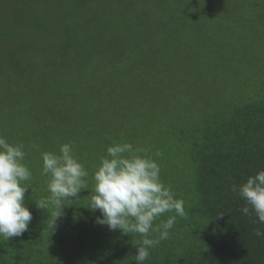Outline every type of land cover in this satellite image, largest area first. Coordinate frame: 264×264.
<instances>
[{"label":"trees","instance_id":"obj_1","mask_svg":"<svg viewBox=\"0 0 264 264\" xmlns=\"http://www.w3.org/2000/svg\"><path fill=\"white\" fill-rule=\"evenodd\" d=\"M39 1L43 3L0 0V9L7 8L10 13L0 15V59L5 61L11 51L15 54L16 59L9 68L18 78L35 74L39 62L48 66L68 62L67 71L55 78L58 83L56 93L63 101L59 105L62 109L79 108L90 100V94L77 90L76 86H81L77 84L81 77L91 74L92 63L113 56L109 50L143 52L142 56L146 57L145 45L153 43L157 32L167 27L155 17L151 6L154 1L161 0H65L57 5L49 0ZM33 9L38 13L39 22L30 26L22 20L29 18ZM57 40L60 44L55 45ZM260 49L236 42L230 54L244 63L252 59L253 51ZM261 56L264 58V51ZM83 60H90L85 62L86 73ZM234 74L239 77L234 76L237 79L228 82L231 94L215 99L224 106L185 112L174 101L173 117L178 119L193 113L186 132L189 146L185 138L167 137L160 143L151 144L146 136H126L127 142L147 149L149 154L162 153L157 158L161 177L174 190L175 196L183 199L187 212L185 218H177L169 237L151 249L150 258L144 264H264V237H257L254 232L256 227L264 229V225L258 223L254 213L246 216L240 211L244 201L230 190L232 184L239 185L249 175L264 169V80H253L251 74L249 78H243V72ZM65 80L67 82L61 83ZM258 81L263 85H257ZM115 83L116 94H120L125 88L121 87L124 80L116 77ZM138 85L128 102L123 101L124 106L119 112H116L118 105L111 110L120 116L117 129L127 126L128 120L135 124L143 115L167 112L170 107L171 95L161 89L163 84L150 78L143 81L142 86ZM246 86L250 91L244 97L240 91ZM7 103L11 107L10 115L18 118L24 100L11 94ZM239 103L250 110H240ZM195 112L199 113L196 115ZM6 113L0 106V117ZM38 125L42 129L47 127L45 122ZM117 129L111 128L112 132L106 137L87 145L92 157L85 156L82 149L76 151L89 171L86 178L89 189L81 190L79 196L83 193L90 196L94 181L89 163L101 159L109 136ZM53 132L40 135L44 151L59 152L60 146L69 142L75 148L83 145L75 139L72 142L64 138L53 141L48 138ZM18 133L15 129L9 135L15 138ZM179 160L193 163V168L188 167L190 172L182 180L178 176L181 174ZM48 179L42 174L33 178L41 186H36L33 196L25 197L32 220L21 236L9 240L0 237V264H136L135 244L141 239L139 234H124L97 223V217L101 215L99 210L89 209L84 218L65 201L62 208L50 203ZM172 180L176 181L175 186L171 184ZM191 183H196L193 191L183 195L184 188ZM37 202L45 208L39 207ZM173 214L167 213L160 219Z\"/></svg>","mask_w":264,"mask_h":264},{"label":"rangeland","instance_id":"obj_2","mask_svg":"<svg viewBox=\"0 0 264 264\" xmlns=\"http://www.w3.org/2000/svg\"><path fill=\"white\" fill-rule=\"evenodd\" d=\"M49 1L57 5L58 2L62 3L65 0ZM33 2L39 5L43 3L39 0ZM151 6L155 10V17L161 19L162 24L167 27L157 32L153 43L145 45L146 57L142 56L143 52L116 53L115 50H109L115 56H108V59L100 58L101 61L94 65L92 63L91 74L81 77L77 83L81 86H76L77 90L91 96L82 107L64 109L59 107L63 101L56 93L58 83L55 78L67 71L68 62L49 66L39 62L35 74L18 78L9 68L16 59L15 54L11 51V55L5 61L0 59V106L7 112L0 117V133L10 143L25 145V163L32 171L30 183L36 175L42 173L41 153L44 152V146L40 142L41 134L54 131L48 135L53 141L64 138L72 142L75 139L83 144L81 148H75V152L82 149L85 156L92 157L93 154L90 155L91 151L87 145L106 137L112 132L111 128L117 129L120 116H116L117 114H113L111 110L118 105L116 112H119L124 106L123 101L128 102L131 98L135 85L142 86L140 84L143 81L147 82L152 78L157 84H163L161 89L171 95L169 109L167 112L143 115L135 124L134 121L128 120L127 126L120 127L115 134L109 136L102 157L106 154L109 144L127 142L126 136L134 134L146 136L151 144L160 143V140L167 137L179 140L185 138L189 146L186 132L193 113L189 112L178 119L173 117L172 107L175 106V100L185 112L192 109L209 110L224 106V103L218 104L215 99L217 96L231 94L228 82L234 79V76L239 77L234 73L243 72V78H249L251 74L253 80H264V58L261 56L264 51V3L261 0H161L154 1ZM9 14L7 8L0 9V15ZM22 22L30 26L35 25L39 22L38 13L33 9L31 16ZM236 42L255 45L262 49L258 52L253 51L252 59L242 63L230 52ZM55 43L60 44L59 40ZM88 61L82 62L84 73L85 62ZM116 77L124 80L121 87L125 88L120 94H116ZM65 82L67 80L61 83ZM129 82L135 85H130ZM257 85L262 86V81H258ZM249 91L246 86L240 94L246 97ZM11 94L24 100L17 114L18 118L10 115L11 107L7 103V98ZM237 107L244 112L250 110L243 103H239ZM195 113L197 115L199 112ZM37 122H45L46 129L39 128ZM61 127L65 131H62ZM15 129L19 133L13 138L9 133H13ZM130 143L135 146L134 142ZM99 162L100 159H96L89 163L92 172ZM177 164L181 172L178 176L182 180L190 172L188 167L193 168V163L179 160ZM175 183V180L171 181L173 186ZM165 184L169 186L166 182ZM195 184L187 185L183 195L193 191ZM38 185L39 183L33 180L25 197L33 196L32 192ZM90 196L83 193L77 199L70 198L65 202L86 218L90 209ZM26 201L25 204H28Z\"/></svg>","mask_w":264,"mask_h":264},{"label":"clouds","instance_id":"obj_3","mask_svg":"<svg viewBox=\"0 0 264 264\" xmlns=\"http://www.w3.org/2000/svg\"><path fill=\"white\" fill-rule=\"evenodd\" d=\"M161 155L159 151L149 154L147 149L130 142H114L92 172L94 187L89 208L100 211L97 223L110 230L139 234L136 264H144L151 249L169 237L177 218L187 216L183 199L177 198L161 178L157 159ZM25 156V145L10 143L0 133V237L5 240L21 236L32 220V212L25 204L32 171ZM41 158V174L49 177L50 203L62 208L63 201L77 199L81 190L89 189V171L72 143H63L59 152L44 151ZM230 190L244 201L240 211L246 216L254 213L258 223L264 225V169L239 185L232 184ZM37 204L45 208L44 204ZM167 213L174 214L160 219ZM254 232L257 237H264V229L256 227Z\"/></svg>","mask_w":264,"mask_h":264}]
</instances>
